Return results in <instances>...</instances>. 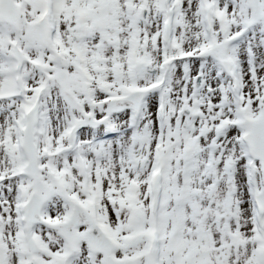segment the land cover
I'll list each match as a JSON object with an SVG mask.
<instances>
[{"label": "snow or ice", "instance_id": "snow-or-ice-1", "mask_svg": "<svg viewBox=\"0 0 264 264\" xmlns=\"http://www.w3.org/2000/svg\"><path fill=\"white\" fill-rule=\"evenodd\" d=\"M0 264H264V0H0Z\"/></svg>", "mask_w": 264, "mask_h": 264}]
</instances>
